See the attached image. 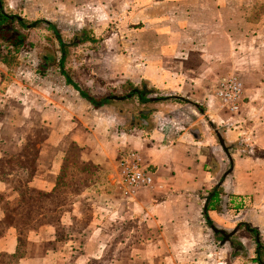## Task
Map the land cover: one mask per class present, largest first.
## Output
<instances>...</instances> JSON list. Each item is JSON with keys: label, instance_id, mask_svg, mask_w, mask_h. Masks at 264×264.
Here are the masks:
<instances>
[{"label": "crops", "instance_id": "0c3cea01", "mask_svg": "<svg viewBox=\"0 0 264 264\" xmlns=\"http://www.w3.org/2000/svg\"><path fill=\"white\" fill-rule=\"evenodd\" d=\"M4 1L74 48L54 39L56 51L25 50L17 67L0 59V264H259L264 17L251 19L253 0ZM63 70L111 102L96 108ZM231 75L245 88L236 112L215 97ZM126 149L152 186L122 185Z\"/></svg>", "mask_w": 264, "mask_h": 264}, {"label": "trees", "instance_id": "16d2710c", "mask_svg": "<svg viewBox=\"0 0 264 264\" xmlns=\"http://www.w3.org/2000/svg\"><path fill=\"white\" fill-rule=\"evenodd\" d=\"M26 22H28V20L22 18L20 15L7 11L5 7V1L0 0V59L4 64L9 65V68H14L15 66L17 67L18 66L17 57L19 56V54L25 50L32 49L33 47V45L29 41L28 35L18 31L17 27H15V24H18L23 29H28L29 27L31 29H35L38 23H44L41 20L32 23H26ZM44 29L48 32L50 31L53 32L52 34L54 35L55 39L59 42L60 44L59 46L61 49H64V47L68 46L63 42L60 32L53 25L45 24ZM87 37L89 36L87 35ZM89 38H90V42L97 43V40L91 39V37ZM63 63L64 61L62 62V64ZM62 75L64 76L67 85L72 86L77 92L80 93L83 99L87 100L90 104H92L96 108H98L99 106L105 103L111 102L106 98L99 100L90 96L87 92L83 91L72 80V78L67 74L66 71L63 70ZM220 194H222L220 187H216L210 193L207 201L206 210H210L212 208V204L210 203L211 201H217L220 199L219 198ZM232 199L233 201L239 203L237 204L238 209L244 208V201L246 200V198L240 196H233ZM243 227L249 229L247 225H244ZM252 233L255 236H258V232L256 230H253ZM257 246L258 249L256 252L255 261H257L259 264H264V250L262 249V245L260 242L257 244Z\"/></svg>", "mask_w": 264, "mask_h": 264}, {"label": "built area", "instance_id": "2783aa9c", "mask_svg": "<svg viewBox=\"0 0 264 264\" xmlns=\"http://www.w3.org/2000/svg\"><path fill=\"white\" fill-rule=\"evenodd\" d=\"M216 99L231 112L240 109L245 98L244 83L237 75H231L219 83ZM249 153L250 147H249ZM118 175L123 186L135 190L141 187H150L153 176L143 167L142 157L137 151L123 150L118 154Z\"/></svg>", "mask_w": 264, "mask_h": 264}, {"label": "rangeland", "instance_id": "374dc122", "mask_svg": "<svg viewBox=\"0 0 264 264\" xmlns=\"http://www.w3.org/2000/svg\"><path fill=\"white\" fill-rule=\"evenodd\" d=\"M249 13L253 21H261V19H263L264 17V0H253V5L249 9ZM36 21H40V20H34V21L28 20V22L26 23H32ZM15 27H17L18 31H20L21 33L27 34L30 43L33 45L32 48H39V51L41 53L43 52L47 54L48 51L57 50V48L55 47V43H53V40L55 39L54 35L53 34L49 35L46 32H44V28H45L44 23H38L35 29H31L30 27L28 29H23L18 24H15ZM73 39H70V38L67 39V43H68L67 47H68L69 52H70V49L74 48V46L71 45V41L73 43ZM88 40H90L89 37H88ZM95 44L96 43H93L92 46H95ZM85 47H91V46L88 44ZM79 49H82V48H79ZM80 53L81 51L77 52L76 54L72 55L70 59L72 60L74 58H77ZM8 146H10V144ZM10 155L12 156V158L14 157L13 152H11ZM14 159L19 160L20 158H14ZM33 163H37V161H33ZM261 245H262V249L264 250V244L261 243ZM257 249H258V246H257Z\"/></svg>", "mask_w": 264, "mask_h": 264}, {"label": "water", "instance_id": "95a60500", "mask_svg": "<svg viewBox=\"0 0 264 264\" xmlns=\"http://www.w3.org/2000/svg\"><path fill=\"white\" fill-rule=\"evenodd\" d=\"M215 233H221L224 236L225 242H228L231 237L234 236V233H225L223 231H219L215 229V227H212Z\"/></svg>", "mask_w": 264, "mask_h": 264}]
</instances>
